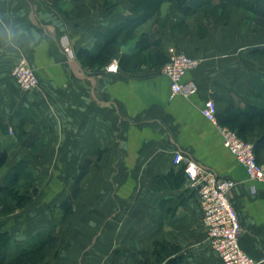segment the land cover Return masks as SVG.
I'll return each instance as SVG.
<instances>
[{"label":"crops","instance_id":"1","mask_svg":"<svg viewBox=\"0 0 264 264\" xmlns=\"http://www.w3.org/2000/svg\"><path fill=\"white\" fill-rule=\"evenodd\" d=\"M222 2L201 0L189 7L193 13L173 2L169 13L165 7L166 24L152 29L166 59L172 45L200 58L184 77L198 86L187 97L172 94L164 60L152 59L149 48L124 45L113 55L117 62L112 58L96 70L77 57L136 17L132 0H0V144L10 158L0 186L14 164L27 158L37 190L30 188L27 206L0 219V231L9 230L19 243L48 232L81 166L87 158L95 162L101 148L98 165L81 181L74 212L61 223L57 244L41 264L152 263L158 241L174 246L171 257H180V264H222L185 173L178 181L183 168L173 156L182 150L236 181L229 195L243 224L242 247L264 264V182L249 179L201 110L211 97L219 115L232 105L264 100V61L253 58L264 46L248 49L240 26L256 25L238 2L228 3L225 14L214 11ZM235 10L242 13L231 16ZM199 28L207 34L200 36ZM124 51L133 57L121 60ZM25 57L39 74L36 90H22L11 73ZM263 134L258 127L245 137L256 142ZM259 156L264 159V148ZM170 173V184L157 181Z\"/></svg>","mask_w":264,"mask_h":264},{"label":"trees","instance_id":"2","mask_svg":"<svg viewBox=\"0 0 264 264\" xmlns=\"http://www.w3.org/2000/svg\"><path fill=\"white\" fill-rule=\"evenodd\" d=\"M165 1L169 2L170 5L175 2L180 8H185L189 13H193L190 6L198 4L201 0L192 1L191 5L188 6V0H132V11L136 14V17L123 21L114 28L110 29L108 33L101 37V43L92 50L81 49L77 54V57L83 63L85 67L89 68H100L105 63L109 62L120 50L122 44L121 39L125 34V37L132 38L140 33V36L136 40V50L148 49V55L161 62L164 60V64L170 59V54L167 57H163L162 51L157 49L158 45L162 44L161 38H155L152 27L155 25H165L168 21V17L162 18L161 14L157 12ZM230 2H238L239 5L244 6L249 14L247 21L256 25V27L264 29V0H224L221 5L214 6V11L219 14L226 13V7ZM208 13L204 14V16ZM201 25V23H200ZM202 27V25H201ZM138 29H140L138 31ZM138 31V32H136ZM200 36L207 34L206 30L202 28L198 29ZM259 54L264 56V48L258 49ZM254 56V55H253ZM124 57H133L132 53L124 51L122 53V59ZM164 58V59H163ZM166 59V61H165ZM259 59V58H258ZM258 97H261L258 94ZM219 122L221 124H230L234 127L238 134L241 136L246 135L249 131H253L258 127L264 128V100L258 104L253 105H232L227 109L225 114L219 115ZM6 126V125H5ZM9 129V126H6ZM22 129V128H21ZM25 130L22 129L19 136H23ZM256 151L259 155V150L264 148V134L259 140L255 142ZM103 149L99 148L96 152L97 160L94 162L91 158H87L85 163L81 166V172L77 176L74 187L71 194L68 195L57 208L56 216L53 217L50 225V230L43 235H39L34 239H30L25 243H19L15 236L7 229L0 231V264H41L45 259L47 251L50 248H54L57 244L58 238V226L72 213L74 212L75 198L78 196L82 189L81 181L85 178V175L90 171V168L98 165L100 153ZM260 157V156H259ZM9 152L0 144V176L4 167L9 163ZM29 160L27 158L17 161L14 166L8 171L4 178L3 184L0 186L1 189L6 191V194H10L9 191H16L18 193L17 200L18 205H13V202L9 203V210H15L17 207L28 205L31 200V195H27L26 192L20 191L21 186L20 180L29 173ZM174 176L172 173L166 177H157V181L161 182L162 185L170 184V178ZM178 181L184 178V169L182 173H179ZM31 185V184H30ZM29 185V186H30ZM36 190V189H35ZM174 248L171 247L166 241H158L155 246L154 254L156 260L152 263L146 264H180V257H171L174 253Z\"/></svg>","mask_w":264,"mask_h":264},{"label":"built area","instance_id":"3","mask_svg":"<svg viewBox=\"0 0 264 264\" xmlns=\"http://www.w3.org/2000/svg\"><path fill=\"white\" fill-rule=\"evenodd\" d=\"M66 50L70 48L67 47ZM169 54L170 59L164 64L163 72L170 79L172 94L189 97L197 91L198 86L196 82L185 80L184 77L198 66L199 59L176 46H170ZM12 73L17 77L23 90L39 88V74L28 58L19 59ZM201 110L209 121L217 125L224 146L245 167L249 179L264 182V160L260 159L255 142L242 138L238 132L219 122V110L214 98L205 100ZM9 130L11 134L15 131L12 127ZM173 162L184 169L185 178L198 197L207 237L222 264H258L241 244L243 224L229 195L236 181L229 177H221L214 169L182 150L174 152Z\"/></svg>","mask_w":264,"mask_h":264},{"label":"rangeland","instance_id":"4","mask_svg":"<svg viewBox=\"0 0 264 264\" xmlns=\"http://www.w3.org/2000/svg\"><path fill=\"white\" fill-rule=\"evenodd\" d=\"M168 4H170V3H168L167 1H165V3H163L162 4V6L160 7V9L159 10H157V12L159 13V14H161V16H162V18H164L165 16L164 15H166L167 13H169V10H170V7H169V9H168ZM164 6V8H163V10H162V7ZM171 6V5H170ZM165 7H166V12H165ZM163 11V12H162ZM240 13H242V11L240 10V11H238V10H235L234 12H232V14H231V16H234V17H237V15L239 14L240 15ZM240 26H242L241 28V33H243V34H245V38H246V41H244V43H245V45H246V47L248 48V49H252V48H254L255 46H264V29L263 30H260V28H259V30H257L255 27L256 26H250V25H245V24H241ZM155 27H157V26H154V27H152L153 29L155 28ZM140 29H138V31H139ZM138 31H136V32H138ZM140 36V33L138 32V34L137 35H135L134 37H132V38H128L127 39V37H125V34L123 35V38L121 39V45H120V50L124 47V45L126 46L127 45V47H135V45H136V40L138 39V37ZM172 46H176V45H172ZM176 47H178V46H176ZM170 48V47H169ZM182 50H184V49H182ZM185 51V50H184ZM186 52V51H185ZM118 53V52H117ZM187 53V52H186ZM191 55V54H190ZM193 56V55H192ZM117 56H113V59H118V58H116ZM193 57H197L198 59H199V62H200V58L198 57V56H193ZM253 58H256V59H262V61H264V56H262V54H259V53H257V54H255L254 56H253ZM17 63V62H16ZM15 63V64H16ZM15 64L13 65V68H14V66H15ZM13 68H12V70H13ZM91 69H93V68H91ZM97 69V68H96ZM95 69V70H96ZM12 70H11V73H12ZM12 75H13V77L16 79V81H17V83H18V85H19V87H21L20 86V84H19V82H18V79H17V77L14 75V73H12ZM21 89L23 90V88L21 87ZM25 91V90H24ZM225 125V124H224ZM228 127H230L231 129H233V130H235L236 132H237V130L234 128V127H231V125L230 124H226ZM241 136V135H240ZM242 138H244V139H247V140H249L247 137H244V136H241ZM251 141V140H250ZM35 155H37L38 156V154H35ZM29 156H34V154H29ZM260 159H262L261 157H260ZM264 160V159H263ZM31 165V164H30ZM30 165H29V173H28V175H26L24 178H22L21 180H20V182H19V184H20V186H21V190L20 191H22V192H26L27 193V195H29L28 193H29V190H30V188H32V191L33 192H36L37 190H35L34 188H33V186H31L30 184H32V182H33V180L36 178L35 176H36V173L35 172H33L32 170H31V167H30ZM71 175V174H70ZM30 185V186H29ZM9 193L10 194H6V191L5 190H3V189H1L0 188V219L2 218V217H7V218H9V217H12V216H14L13 215V211H15V210H9V203L8 202H13L14 200H17V195H18V193H16V191H9ZM14 199V200H13ZM11 200H13V201H11ZM17 205H18V201H17V203H16ZM25 206H27V205H25ZM24 206H22V207H20L19 206V208H23ZM54 216H56V214L54 213V215H53V217ZM61 225V224H60ZM60 225L58 226V229H59V227H60Z\"/></svg>","mask_w":264,"mask_h":264},{"label":"water","instance_id":"5","mask_svg":"<svg viewBox=\"0 0 264 264\" xmlns=\"http://www.w3.org/2000/svg\"><path fill=\"white\" fill-rule=\"evenodd\" d=\"M71 62H72L73 64H74V63H75V64H79V63H78V60H77V59H75V58H74V59H72V60H71Z\"/></svg>","mask_w":264,"mask_h":264}]
</instances>
